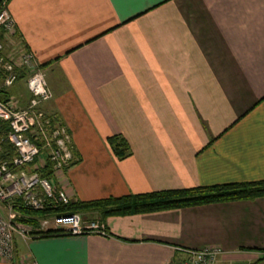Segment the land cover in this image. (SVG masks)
Wrapping results in <instances>:
<instances>
[{
    "label": "crops",
    "instance_id": "obj_1",
    "mask_svg": "<svg viewBox=\"0 0 264 264\" xmlns=\"http://www.w3.org/2000/svg\"><path fill=\"white\" fill-rule=\"evenodd\" d=\"M7 9L18 44L44 64L52 98L40 108L71 133L77 162L52 179L71 200L264 179V0ZM20 82L11 91L24 105ZM115 134L123 159L107 143ZM102 221L106 235L17 236L0 264H176L203 248L220 251L214 264H264V197Z\"/></svg>",
    "mask_w": 264,
    "mask_h": 264
},
{
    "label": "built area",
    "instance_id": "obj_2",
    "mask_svg": "<svg viewBox=\"0 0 264 264\" xmlns=\"http://www.w3.org/2000/svg\"><path fill=\"white\" fill-rule=\"evenodd\" d=\"M7 0H0V95L12 87L20 69L28 71L26 88L30 98L21 105L16 97H0V127L7 125L6 139L15 154L11 165L0 157V260L15 258V236L23 239L30 235L32 226L17 222L15 206L41 210L59 203L67 204L70 197L64 188L52 179L41 177L30 164L46 147L54 175L77 160L73 153L71 133L64 124L54 122L40 105L51 96L46 77L33 53L15 39V22L10 15ZM14 166V167H13ZM17 167V168H15ZM20 167V168H18ZM63 228L68 235H106L105 225L98 219L82 220L79 213H64L39 219L35 229ZM187 259L182 264H214L219 254L215 248L185 249ZM25 264H35L27 260Z\"/></svg>",
    "mask_w": 264,
    "mask_h": 264
},
{
    "label": "trees",
    "instance_id": "obj_3",
    "mask_svg": "<svg viewBox=\"0 0 264 264\" xmlns=\"http://www.w3.org/2000/svg\"><path fill=\"white\" fill-rule=\"evenodd\" d=\"M0 38L2 39L1 34ZM43 66L44 64L39 65L40 68ZM28 74V71L25 69H20L16 81L26 79ZM12 87L8 88L5 94H1L0 97L3 99L9 98L8 93L9 95L11 94ZM30 96L31 95L29 93L27 101L29 100ZM50 116L53 123L59 122L63 124L58 118L52 115ZM7 133V125H2L0 127V138H4ZM107 143L109 144L112 153L119 159H123L130 154L128 142L122 135H110L107 138ZM1 144V160L6 161L9 166H12L10 161L12 160L15 151L12 145L6 139H4ZM40 150L39 156H36V158L31 162L30 166L35 169L41 177L53 179L54 170L52 167V162L48 158V149L43 147ZM76 162L77 160L73 161L70 166L74 165ZM68 167H65L64 169H67ZM258 197H264V179L199 185L183 189H165L142 193H129L122 196H108L93 200H70V202L67 204L59 203L41 210L15 206L17 211L15 220L17 222L32 226L33 229L30 231V235L33 238H42L68 235L66 230L63 228L47 230L35 229L38 226L39 219L46 216L64 213H79L82 217V220L90 221L93 219H98L99 221L103 222L102 220H104L106 217L113 215L151 213L211 203L253 200ZM16 237L17 236H15V238Z\"/></svg>",
    "mask_w": 264,
    "mask_h": 264
},
{
    "label": "rangeland",
    "instance_id": "obj_4",
    "mask_svg": "<svg viewBox=\"0 0 264 264\" xmlns=\"http://www.w3.org/2000/svg\"><path fill=\"white\" fill-rule=\"evenodd\" d=\"M7 3H8V0H7V2H6V5H7ZM17 39V38H16ZM21 42H24L22 39H21ZM38 64V63H37ZM38 66H39V64H38ZM40 68V67H39ZM42 69V68H41ZM26 70V69H25ZM27 71V70H26ZM28 77V76H27ZM27 79V78H26ZM26 79H21V80H19V81H21L20 83H19V85H16V88H17V91H18V93L21 95V98H23V99H26L27 98V91L25 90V88H24V83L26 82ZM20 84H22V85H20ZM49 88V87H48ZM12 89V88H11ZM49 91H50V94H51V96H50V98L48 99V100H50L51 98H52V92H51V90H50V88H49ZM14 92H16L15 90H14ZM12 96H14V94H13V91L11 92V94L9 95V93H8V97H12ZM15 97V96H14ZM48 100H46V101H48ZM17 247H18V249L20 250V251H22L23 250V248H25V246H24V243L23 242H21V241H19V243L17 244ZM187 256H188V253H187ZM185 258V257H184ZM186 259H187V257H186ZM186 259H184V261H182L181 263H179L180 261H178L176 264H182V263H184L185 262V260ZM183 260V259H182Z\"/></svg>",
    "mask_w": 264,
    "mask_h": 264
}]
</instances>
